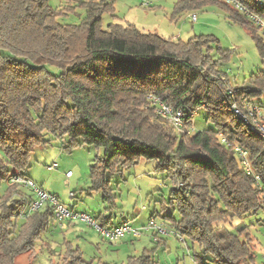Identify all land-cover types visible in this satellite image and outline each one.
<instances>
[{"label":"trees","instance_id":"1","mask_svg":"<svg viewBox=\"0 0 264 264\" xmlns=\"http://www.w3.org/2000/svg\"><path fill=\"white\" fill-rule=\"evenodd\" d=\"M237 1L264 18V4ZM208 3L244 27L264 54L260 28L223 0H179L173 14ZM77 8L84 10L78 23L58 21ZM103 15L112 20L105 28ZM216 42L210 34L185 41L143 32L122 22L114 0H66L55 9L48 0H0V182L10 173L22 175L30 152L52 137L66 138L65 148L86 144L102 151L90 166L89 190L101 191L106 201L114 199L108 174L141 158L154 159L156 170L183 185L170 191L168 201L178 219L163 217L199 246L197 256L213 264H251L252 239L220 223L264 208L259 188L264 186V141L231 109L233 99L244 110V101L264 93V70L229 85L218 65L230 50ZM149 97L183 110L185 130L192 124L189 113L202 106L214 128L177 134ZM234 146L247 151L252 174L244 171ZM20 185L9 184L0 204V264H14L22 251L33 252L53 215L47 207L17 224L26 214L25 202L7 199ZM61 264L93 263L80 247L68 246ZM123 264L156 263L143 252Z\"/></svg>","mask_w":264,"mask_h":264},{"label":"rangeland","instance_id":"2","mask_svg":"<svg viewBox=\"0 0 264 264\" xmlns=\"http://www.w3.org/2000/svg\"><path fill=\"white\" fill-rule=\"evenodd\" d=\"M177 1L149 0L150 6H144L140 0H114L115 14L129 22L135 19L136 25L132 23L139 30L157 32L164 38L176 37L186 41L195 35H213L217 39L214 46L230 50L228 59L220 61L218 69L227 74L231 86L240 85L248 80L251 73L264 70V54L258 52L246 29L231 22L221 7L208 3L200 9L173 14ZM260 1L264 3V0ZM48 4L55 9L66 6V0H48ZM192 14L196 15L195 21L190 17ZM83 15L84 10L77 8L58 17V21L63 24L78 23ZM111 22L109 15H103V28ZM258 33L264 42V34L262 31ZM214 49L213 54L217 59L219 55L216 47ZM246 102L259 106L264 122V93ZM205 117L204 107L196 109L188 133L214 128V124ZM52 138L49 143L37 145L30 152L22 175L10 173L7 180L0 182V204L8 185L16 184L11 182V178H26L45 194L54 196L69 210L70 215L62 221L58 220L51 200L31 210L30 205L39 199L33 188L21 184L19 192H13L7 199L25 202L23 212L28 214L21 216L17 224L34 211L44 212L47 207H50L53 215L34 241V251H22L15 257L14 264H61V255L68 246L80 247L83 258L93 264H123L128 256H139L143 252L150 255L156 264H213L197 256L201 252L199 246L191 243L188 236L176 232L169 225L170 220L164 219L163 215L178 219L177 212L168 201L173 188L182 190L183 187L173 184L164 172L156 170L154 159L141 158L130 168L108 174L114 199L106 201L102 199L101 191L89 190L90 166L102 151L86 144L65 148L66 138ZM53 164L57 166L49 168ZM69 171L70 177L66 175ZM83 214L104 229L117 227L124 222L133 228H140L153 218L164 231L158 233L157 240H154L153 232L147 230L139 237L126 234L116 241H109L94 226L80 219L79 216ZM220 224L236 233L241 229L243 237L249 236L254 252V262L251 264H264V208Z\"/></svg>","mask_w":264,"mask_h":264},{"label":"built area","instance_id":"3","mask_svg":"<svg viewBox=\"0 0 264 264\" xmlns=\"http://www.w3.org/2000/svg\"><path fill=\"white\" fill-rule=\"evenodd\" d=\"M141 4L144 6H148L149 0H140ZM230 4L232 7H234L239 13L245 15L249 20L253 22L255 26L260 28L262 33L264 34V18L259 16L256 13L250 12L244 5H242L240 2L237 0H223ZM258 3H262L260 0H256ZM191 19L195 21L196 15L192 14L190 15ZM150 100H152L153 104H156L157 107V112L158 114L165 119L168 124L173 128L175 133L180 134L185 132V116H187L183 110L181 109H175L171 105H168L158 98H151L149 97ZM244 110H241L236 101L233 99V102L231 103V109L233 110L235 116L242 120L246 126L249 127V129L256 133L263 141H264V122L263 118L261 117L260 109L257 104H254L253 102H243ZM190 116H193V113H189ZM189 132L190 130H186ZM221 142H225L224 138H221ZM234 151L238 153L240 156L241 161L243 162V165L245 166V170L247 173L252 174V171L249 167L248 161H247V151L234 146ZM56 164L51 165L49 168H54L56 167ZM66 175L68 177L71 176V172H67ZM254 180L256 182H259V176L257 174H253ZM13 178V179H12ZM11 182L15 183H21L27 187L33 188L34 193H36L39 201L33 202L30 205L31 210H35L43 204L44 201L46 200H51L53 203V206L55 208V217L58 218V220L62 221L64 217L69 216L70 212L69 210L62 206L58 200L51 195L45 194L39 187H37L33 181L25 178H15L12 177ZM180 187H183L182 184H179ZM260 190H262V197L264 200V186L259 184ZM71 197H73L72 194H70ZM81 220L88 222L90 225L94 226L96 230L99 232V234L104 237L105 239L109 241H116L122 237H124L126 234L133 235L134 237H139L142 232L144 231H152L156 232L158 235L159 232H163L162 227L157 226V224L154 222L153 218H150L146 226L140 227V228H133L127 224V222L122 223L121 225L117 227H110V228H102L101 226H98L94 223L92 219H90L89 216L87 215H81L79 216ZM154 240H157V236H154Z\"/></svg>","mask_w":264,"mask_h":264},{"label":"crops","instance_id":"4","mask_svg":"<svg viewBox=\"0 0 264 264\" xmlns=\"http://www.w3.org/2000/svg\"><path fill=\"white\" fill-rule=\"evenodd\" d=\"M153 1V0H152ZM179 1V0H178ZM141 2V1H140ZM159 2V1H158ZM152 4V3H151ZM261 4H264L263 2L261 3ZM148 6H150V3L148 4ZM119 17V16H118ZM127 17V16H126ZM120 18V17H119ZM125 18V17H124ZM123 17L122 18H120V19H123L122 20V22H129V21H126L125 19H124ZM130 21L131 22H129V23H134L135 25H136V23H135V19H130ZM261 31V30H260ZM176 37H173V39H175ZM28 214V212H26V214H25V216ZM23 216V215H22ZM20 218H22V217H20Z\"/></svg>","mask_w":264,"mask_h":264}]
</instances>
